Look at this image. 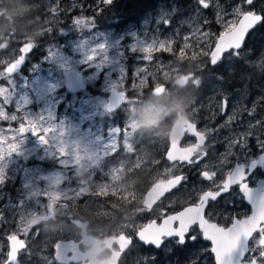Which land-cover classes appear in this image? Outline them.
Returning a JSON list of instances; mask_svg holds the SVG:
<instances>
[{
	"label": "rangeland",
	"instance_id": "obj_1",
	"mask_svg": "<svg viewBox=\"0 0 264 264\" xmlns=\"http://www.w3.org/2000/svg\"><path fill=\"white\" fill-rule=\"evenodd\" d=\"M204 2L207 8L200 0H168L136 21L116 13L111 20L95 23L79 11L66 20L71 11H60L59 0H0V88L5 90L0 93V108L7 117L0 118V137L4 138L0 147L5 150L0 172L3 181L10 177L18 182L12 199H5V190L0 188V264L6 259L7 239L13 234L28 241L25 258L35 264L41 263L38 258L41 264H56L50 252L56 239L80 234L69 220L74 216L71 209L79 205L86 206L96 218L91 225L96 234L123 233L132 238L121 264H214L210 244L201 238L200 231L195 230L183 244L168 239L159 249L144 247L135 236L148 221L178 211L196 201L200 189L211 188L212 181L203 178L204 171L216 172L214 179L220 184L219 177H224L229 165L239 158L241 148L234 141L246 139L249 148L250 136L254 143L257 138L264 141V113L259 111H264V80L248 98L249 78L235 65L247 61L252 49L243 45L238 55L230 54L231 50L213 67L208 66V55L199 60L217 36L210 39L204 30L209 18L215 19L216 32L220 33L225 22L236 18L233 10L237 5L263 13L264 0H256L251 6L242 0ZM34 7L39 9L36 13L31 11ZM77 20L82 23L76 24ZM256 26L248 37L253 43L260 37ZM161 42L164 48L159 46ZM29 43L32 48L21 53ZM150 44L155 46L148 52L140 50ZM99 45L104 49L89 59ZM21 55L22 62L7 73ZM262 62L264 44L254 63L256 71ZM75 68L86 82L79 93L68 91L64 85L63 72ZM181 76H189L183 85L176 83ZM196 79L199 84L194 83ZM160 85L166 89L156 96ZM114 89L124 91L126 97L118 110L110 111L106 104ZM223 98L230 100L225 112ZM244 105L256 124L235 128L239 124L232 123ZM177 114L187 115L208 138L200 146L198 164L164 159L157 180L182 175L186 179L181 185L151 209L142 206L141 198L136 207L118 214L113 207L118 203L113 196L108 198V193L113 195L112 190L126 184L122 183L125 167L119 151L135 153V131L143 127L160 130L162 121L172 123ZM13 115L16 120L10 119ZM110 117L113 121L107 120ZM25 118L54 125L57 134H62L66 154L61 155L54 142L41 143L31 131L18 135L21 123L28 126ZM214 127L219 132L217 137ZM13 136H17L15 141ZM14 142L19 144L18 150L8 155L7 149ZM192 144L195 139L188 136L181 142L184 147ZM32 158L34 163L27 164ZM109 158L110 164H105ZM114 159L120 161L114 164ZM50 191L57 193L52 201L47 199ZM129 194H135L132 186ZM127 203L120 209H126ZM48 213L54 214V219L29 227L24 234L32 217ZM258 239L257 235L254 240Z\"/></svg>",
	"mask_w": 264,
	"mask_h": 264
},
{
	"label": "snow or ice",
	"instance_id": "obj_2",
	"mask_svg": "<svg viewBox=\"0 0 264 264\" xmlns=\"http://www.w3.org/2000/svg\"><path fill=\"white\" fill-rule=\"evenodd\" d=\"M243 3L251 6L254 0H242ZM205 8L209 5L200 0ZM233 14L236 17L233 20L224 23V30L220 32L219 36L216 38L215 49L210 52V62L212 65H216L218 61L221 60L223 54L229 53L230 50L232 55H238V50L241 49L242 44L245 40L246 34L249 30L253 29L256 25L264 23V16L258 14L252 10H245L240 5H237ZM82 21L77 20L76 24H81ZM155 45L150 44L146 47L141 48V51L148 52ZM164 48V43L161 42L159 45ZM187 47V44L185 45ZM32 48V44H26L20 49L21 53H27ZM104 49V45H99L98 49L93 51V55L89 59L95 58L100 50ZM209 55V53H205ZM183 56V52H181ZM23 55L16 60L15 63L11 64L7 68V73L11 74L14 72L16 67L22 62ZM150 56H146L145 59H150ZM143 83V81H141ZM194 83L199 84V79L194 80ZM115 91V89H114ZM5 90L0 88V93H4ZM117 100L123 101L125 99L124 91L120 90L116 93ZM0 118H7L3 109L0 108ZM10 119L16 120L15 115L11 116ZM28 120L27 118H25ZM31 131L40 137L41 143L47 144L50 141L54 142L56 147H58L61 155L66 154V147L61 142V135L57 134V129L54 125L44 126L39 121L28 120V126L26 127L24 123H21L17 134H23L25 132ZM185 132H190L196 136L200 143L180 148L178 147L179 140H171V150L167 152V160L177 163L187 162L188 164H198L200 159V145L204 141V133L196 131V125L194 123H189L186 127ZM184 132V133H185ZM3 137H0V144L3 142ZM13 141L17 139V136L12 137ZM234 144H239L241 148L240 157L237 159L234 168L228 173L227 180L223 182L222 187L217 183L216 172H203V178L212 181V190L203 191L198 197V202L191 204L188 207L183 208L172 215H166L162 222L157 224L155 220L144 226L138 232L139 240L145 244L154 245L160 247L166 238H177V242L183 244L185 242L186 234L190 230L199 229L202 233L204 239L211 242L212 248L211 252L215 254L216 264H264V196L255 197L252 194V189L250 184L247 182L249 180V167L252 169L256 167L257 164L264 162V154L258 155V157H251L247 155L244 151L247 147L246 139L243 141H234ZM233 145L230 144L229 147ZM257 146L262 153H264V141L257 138ZM19 144L12 143L7 149V154H11L18 150ZM5 150L0 147V159L5 157ZM79 159V157H77ZM241 159L243 162H241ZM170 171V170H169ZM186 177L182 175H176L170 179H163L160 184L159 195L153 201L159 199L165 192L169 191L171 188L176 187L185 180ZM223 179V177H219ZM3 182V173L0 172V183ZM231 186H235L238 189L239 194L246 198L247 202L252 206L251 215L246 216L243 219H234L230 227H221L216 223L210 222V219L206 218L205 212L206 207L209 205L210 201H217V198L221 195L222 191H228ZM57 195L55 191H50L47 193L48 201H52ZM153 204L146 209H151ZM35 224V221H29L24 227V234L28 233V228ZM177 225V226H174ZM256 233L259 236L258 240L253 239V234ZM192 236L191 239H195ZM11 241V250L8 252L9 264L16 259L19 250L25 247V241L18 239L17 235L13 234L8 237ZM250 240H253L250 246ZM130 243L129 239L124 235L123 240L119 244V252L116 260L121 256L125 247ZM59 245L57 248L59 249ZM73 259H75L73 257Z\"/></svg>",
	"mask_w": 264,
	"mask_h": 264
},
{
	"label": "trees",
	"instance_id": "obj_3",
	"mask_svg": "<svg viewBox=\"0 0 264 264\" xmlns=\"http://www.w3.org/2000/svg\"><path fill=\"white\" fill-rule=\"evenodd\" d=\"M164 1L168 0H59V9L60 11H71L68 15H65L66 20L79 11V13H82L85 17L91 19L95 23H99L104 19L111 20L114 18L116 13L121 14L124 19L136 21L144 14L155 12L157 6L163 5ZM37 9L38 7H34L31 11L37 12L39 10ZM262 15L264 16V12ZM113 25L117 28L120 27L118 24L115 25L113 23ZM215 25L216 22L213 17L209 18L208 23L204 25V30L207 32L210 39L214 38V34H220L216 32ZM256 27H258L257 35L260 37L255 40V43H253L252 41L248 40V35L243 44L248 49H252V54L249 55L248 60L244 61V63L237 62L235 64L238 65V68L242 69V72H244L243 74H245V78H250L248 80L250 83V88L256 87V85H252L253 82L257 81L259 84L264 80V62L261 63L258 71H256V66L254 64L256 59L260 57L261 46L264 44V23L258 24ZM212 46L213 43L211 40L208 43V46H206V50L203 53V58L199 60L208 58L205 53H209ZM208 66L210 65L208 64ZM253 72L257 73V77L253 75ZM115 116L119 118L117 114H115ZM107 120L113 121L111 117ZM160 125V130L153 127H143L135 131V153L128 154L122 150L119 151L120 160L124 162L125 167L122 183L124 181L126 184L123 183L121 184V187H117L112 190L114 192L113 195L111 192L108 193V198L113 196L118 203L117 206H113L116 209L115 212L118 214H120L122 211L136 207L147 188L155 180H157V177L159 176V170L164 161V153L167 148L168 130L171 122L169 120H164L160 123ZM110 159L111 158H109L105 164H110ZM120 160L114 159V164L118 163ZM33 163L34 159L32 158L27 164ZM138 163L141 164L137 165ZM96 177L102 178L100 175H96ZM17 184L18 182L11 181L10 177L0 184V188L3 187L2 190H5L3 192L6 193L5 199L7 197L10 199L14 197V194H16L15 186H18ZM131 186L132 189L135 190V194L132 196L129 194ZM126 201L129 202L127 203V208L120 209L121 207L125 206ZM81 210H84V212L81 214H87L91 216V212L87 210L86 206L79 205V211Z\"/></svg>",
	"mask_w": 264,
	"mask_h": 264
},
{
	"label": "flooded vegetation",
	"instance_id": "obj_4",
	"mask_svg": "<svg viewBox=\"0 0 264 264\" xmlns=\"http://www.w3.org/2000/svg\"><path fill=\"white\" fill-rule=\"evenodd\" d=\"M253 75L257 77V73L256 72H253ZM249 84L250 83L248 81V83H247V91H248L247 93L249 95L248 98L252 97L253 93H255L257 91L256 87L250 88ZM257 84H258L257 81L252 83V85H257ZM217 92H219V91H216L215 93H217ZM229 102H230V100L228 98H223L222 99L221 106H222L223 112H225L227 107H229ZM258 110H259V108L257 109V111ZM259 111H260L261 114L264 113V111H262V110H259ZM178 115H180V114H177L176 117ZM185 116H187V115H185ZM187 118L190 119L188 116H187ZM215 122H217V124L220 123V121L218 119H216ZM234 122L232 123V124H234L233 126H236V125L239 124L235 128H243L244 125L247 126L248 124H249V126L252 127L253 125L256 124V123H254L253 119H249V111H248L247 105H244V109L241 112H239V117L237 118V121L235 123ZM241 123H243V124H241ZM261 124H262V127L264 128V115L261 118ZM218 133L219 132L215 128V130L213 131V135H215V137H217ZM186 136H188V135H186V133H185L183 135L182 140L185 139ZM188 137H190V136H188ZM190 138H193V137H190ZM193 139H195V138H193ZM249 139H250V145L252 143V147L249 148V146H247L246 149H244L245 153L247 155L251 156V157H258V155L264 154L258 148L257 142L254 143V139L251 136L249 137ZM262 139L264 140V135H262ZM207 140H208V138L206 137L205 143H206ZM240 154H241V150H240V153H239V157H240ZM236 162H237V159H234L232 164L229 165L230 169L224 175L223 179L219 182L220 183L219 185L221 187L223 185V182L226 180V178L228 176V173L234 168ZM241 162H243L242 159H241ZM248 167H249L250 171H249V180L247 182L250 184V187L251 188H258L259 192H263L264 191V162H261V163L257 164L254 169H252L250 165H248ZM182 181H181V183H182ZM181 183L178 186H176L173 190L178 188L181 185ZM207 190H212V189L209 188V186L206 187V188L200 189L199 193H198V197H199V195L202 194L203 191H207ZM172 191L167 193L165 196L170 194ZM198 197H197L196 201H193L192 203H190L188 205H191V204H193L195 202H198ZM185 206H187V205H185ZM73 207H74V209H71V211H73L72 214L74 216L72 218H69V220L71 221V223H73L80 230V234H78L76 237H74V236L73 237L63 236L61 239H56V241L54 242V244L52 245V248L50 250L51 253L53 251L52 255H53L54 259L53 258L52 259L54 260V262L56 264H85L86 261H88V259L83 260L82 257L92 247V244H89V242H88V240L91 239L90 236H94V237H97L99 239H104L107 236L116 237V236H118V234H121V233H118L116 235L115 234H111V233H106V234H102V235L96 234L95 232H93L91 230V225L94 223V220L96 218L93 215L89 216L87 214H85V215L81 214V213L84 212V210L79 211V206L78 207L73 206ZM182 208L183 207H181V209ZM179 210L180 209H178V211ZM175 212H177V211H175ZM251 212H252L251 205L247 202L246 198L242 197L241 194H239L238 189L235 186H231L228 191H223L221 193V195L217 198V201H215V202L210 201L209 202V205L206 207L205 215H206V218L210 219V222H216L220 226L227 227L228 225H230L233 222L234 219H243L246 216L251 215ZM208 213H209V216H208ZM48 214H52V213H48ZM79 214L81 216H79ZM168 214H171V213H168ZM168 214L163 215L160 218V220L156 219L155 221H159L160 222L161 219L164 216L168 215ZM39 215H45V214H39ZM35 216H37V215H35ZM54 217H55V215L51 219H54ZM82 217H84V218H82ZM74 218L79 219L81 222H86L87 223L85 234L82 233V227L79 226V225H76V223H74L72 221ZM50 220L42 221V222L36 224L35 226H31V227H38L41 224H43L44 222H47V221H50ZM159 222H157V223H159ZM195 230L199 231V229H195ZM195 230H190L189 233L186 234L185 241L192 233L195 232ZM257 235L258 234L254 233L253 234V239H255ZM135 236H136V234H135ZM127 237L131 239V243L129 245V247H130L131 244L133 243V240H132L131 237H129V236H127ZM201 238H202V234H201ZM19 239H22V240L25 241V247L18 251L17 260L19 261L20 264H35V263L31 262L29 259L25 258V256H24V251H26L28 249V246H29L28 241L26 239L20 238V237H19ZM168 239H177V238H166V239H164L162 244H164V242L166 240H168ZM58 240H73V241L79 243L78 244V249H77L78 253H76V255H79V260L77 262H75L73 260H70L68 263H59V262H57V260L55 259V256H54V254H55L54 246H55V243ZM252 241L253 240H250V242H249L250 246H251ZM142 245H144V247L151 246V245H146V244H143V243H142ZM97 247L99 248V250H101V252L98 254V258H100V259L108 258L110 256L111 252H112V249L118 250V244L116 242H113L111 244V247L105 245L104 243L99 245V246H97ZM128 248H126L121 253V256L119 257L117 264H121L122 257L124 256V252H126ZM157 249H159V248H157ZM7 254H8V250H7ZM25 255H28V253H25ZM66 257H75V256H74V254L72 252H68ZM38 259H39V262L43 263V261H40L41 260L40 258H38ZM6 260H7V255H6V259L4 260L3 264H9V263H6ZM41 263H39V264H41Z\"/></svg>",
	"mask_w": 264,
	"mask_h": 264
},
{
	"label": "water",
	"instance_id": "obj_5",
	"mask_svg": "<svg viewBox=\"0 0 264 264\" xmlns=\"http://www.w3.org/2000/svg\"><path fill=\"white\" fill-rule=\"evenodd\" d=\"M256 0H254L255 2ZM253 2V3H254ZM253 11V10H252ZM256 12V11H255ZM258 14H261L260 12H257ZM262 15V14H261ZM0 17H1V14H0ZM252 31L249 30V32L246 34L245 36V40H246V37L248 36V34ZM219 36V35H218ZM217 36V37H218ZM216 37V38H217ZM244 40V41H245ZM215 42H216V39H215ZM215 42L213 43V46L210 50L211 51H214L215 49ZM244 43V42H243ZM243 45V44H242ZM231 51V50H230ZM210 52H209V58H210ZM224 56V54H223ZM222 56V57H223ZM222 59V58H221ZM209 64H211L210 62V59H209ZM63 77H64V85L66 87V89L70 92H73V93H79L81 92L82 90L85 89L86 87V82H85V79H84V76H83V73L78 70V69H68V70H65L63 72ZM187 81V77L186 76H181L179 79L176 80V83L179 84V85H183L185 82ZM165 89V86L164 85H160L158 86L156 89H155V94L156 95H160ZM119 92V91H112L109 96H108V101H107V104H106V107L108 110L110 111H114L117 107H119L122 103V101H118L117 100V95L116 93ZM191 121L184 115H179L172 123L170 129H169V133H168V147L166 149V152L164 154V158L166 161L167 160V152L169 150H171V143L170 141L171 140H179V143H178V147L180 148H183L184 146L180 145V142L182 140V137H183V134L186 130V127L187 125L190 123ZM191 123H194V122H191ZM195 124V123H194ZM196 131L198 132H201L197 129L196 127ZM188 136H191V137H194L196 138V144L197 143H200L198 138L196 136H194L192 133L190 132H186ZM205 137V136H204ZM205 138H204V141L203 143L200 145L202 146L204 143H205ZM191 146V145H189ZM188 147V146H187ZM169 162H172V161H169ZM183 163H187V162H183ZM176 176V175H175ZM174 177V176H172ZM172 177H169V178H166V179H170ZM228 177V176H227ZM165 179V180H166ZM163 179L161 180H158V181H155L154 183H152L149 188L145 191L144 195H143V198H142V206L147 208L149 206H151L153 204V201L156 199V197L159 195V191H160V187H161V184L160 182L162 181ZM227 180V178H226ZM225 180V181H226ZM179 185V184H178ZM177 185V186H178ZM175 188V187H174ZM174 188H171L169 191L165 192L162 196L159 197L158 200L155 201V203L153 205H155L161 198H163L167 193H169L170 191H172ZM252 189V194L255 196V197H260V196H264V191L263 192H259L258 191V188H251ZM223 192V191H222ZM221 192V193H222ZM259 192V193H258ZM190 205H187L185 207H188ZM183 207V208H185ZM180 209L179 211H182L183 210ZM251 209H252V206H251ZM177 211V212H179ZM177 212H174V213H171V214H168V215H172V214H175ZM54 215L53 214H45V215H37V216H34L32 217L29 221H35V224L32 225V226H35L36 224L42 222V221H46V220H50ZM165 217V216H164ZM163 217V218H164ZM162 218V219H163ZM162 219L159 223L162 222ZM74 223H76V225H79L82 227V233L85 234V231H86V225L87 223L86 222H81L79 219L77 218H74L72 220ZM153 221V220H152ZM152 221H148L144 226H146L147 224L151 223ZM157 222V221H156ZM157 223V224H159ZM213 223H216V222H213ZM217 224V223H216ZM144 226H142L140 229H142ZM175 226V225H174ZM177 226V225H176ZM220 226V225H219ZM230 225H228L227 227H230ZM223 227V226H221ZM137 230L136 232V238L139 239L138 237V232L139 230ZM202 234V233H201ZM125 234L121 233L119 234L118 236L116 237H113V236H107L105 237L104 239H99L97 237H94V236H90L91 239L88 240L89 244H92V247L88 250V252H86L82 259L85 260V259H88V261H86L85 264H116V260H117V256H118V252L120 250L119 248V244L120 242L123 240V236ZM126 236V235H125ZM18 237V236H17ZM127 237V236H126ZM128 238V237H127ZM19 239V237H18ZM130 243H131V239L128 238ZM202 239L204 241H207L206 239H204L203 235H202ZM140 241V240H139ZM113 242H116L118 244V250H114L112 249V252L110 254V256L106 259H100L98 258V254L101 252V250H99V248L97 246L101 245V244H105L109 247H111V244ZM142 242V241H141ZM209 242L210 244V252H211V248H212V245H211V242L210 241H207ZM130 243L125 247L128 248ZM143 244H145L144 242H142ZM78 242H75L73 240H58L56 243H55V246H54V249H55V259L57 260V262L59 263H68L70 260H73L75 262H77L79 260V255H76V253H78ZM57 245H59V249L57 248ZM146 245H150V244H146ZM162 245V244H161ZM154 248H160V247H156L154 245H152ZM8 252H10L11 250V241L8 240ZM124 249V250H125ZM68 252H72L74 254V258L73 257H66L67 253ZM212 257H213V262L214 264H216L215 262V254L212 253ZM119 259V258H118ZM118 262V261H117ZM6 263H9V260H8V254H7V260H6ZM12 264H20L19 261L17 260V256H16V259L14 261H12Z\"/></svg>",
	"mask_w": 264,
	"mask_h": 264
}]
</instances>
